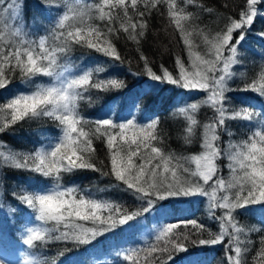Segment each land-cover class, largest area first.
<instances>
[{
	"label": "snow or ice",
	"instance_id": "snow-or-ice-1",
	"mask_svg": "<svg viewBox=\"0 0 264 264\" xmlns=\"http://www.w3.org/2000/svg\"><path fill=\"white\" fill-rule=\"evenodd\" d=\"M187 2L194 4L195 0ZM161 3L169 4V16L176 23L177 29L191 36L192 32L188 31L187 25H181V21L192 17V13H182L175 0H63V3L59 0L55 3L40 0L39 5L44 9L57 11L54 23L50 24L43 35H33L23 22L24 0H0V14H3L0 15V21H11L12 37L5 40L0 36V40L4 41L0 44V90L10 88L13 74L17 72L25 83L40 75L52 78L51 84L47 86L36 84L31 91L16 93L5 99L6 102L0 103V113L6 116L5 120L0 121V134L9 132L13 125L25 118L32 120L47 117L49 122L61 129L52 149L15 152L0 139V149H4L0 150V166L7 165L12 169L49 177L55 182L53 187L43 193H12L21 204L38 213L35 216L36 221L43 225L54 222L51 229L42 225L26 229L23 242L30 248L35 247L36 241L46 242V237L90 244L98 236L112 232L117 225H125L139 215V212L129 213L117 202L97 200L83 193L78 195L76 187L62 186V173L91 170L114 176L118 183L113 187H120L143 202L144 207L140 209L143 213L168 198L206 197L209 218L219 220L221 230L212 238L192 240L191 243L215 246L224 243L227 238V264H247L246 254L250 251L249 245L253 243L247 237V231L264 229L253 228L246 231L238 226L233 213L236 209L264 204V119H258L257 113L247 108L229 111L227 94L231 91L228 81L234 75L230 68L239 63L238 49L252 28L258 10H262L260 5L264 0H245L239 17L229 18L225 28L215 36L209 37L196 28V33L207 46L203 55L194 52V47L199 46L196 40L182 36L189 57L194 56L191 69L186 68L184 60L177 56L175 64L179 74L174 76L162 66V74L158 75L148 66L147 59L141 57L145 60V72L140 75L146 74L152 82L174 85L186 91L207 93L204 103L214 110V116L203 125V133L199 138L202 151L197 154L176 157L162 148L161 145H166L167 141L157 130L158 117L145 124L132 118L119 124L107 119L94 120L90 125L88 118L77 111V101L85 99L84 93L92 88L100 91L119 89L126 87L125 82L100 79L98 76L93 79L94 72L91 69L77 76L67 75L69 69L61 70L60 60L70 52L73 44L86 46L122 64L123 58L113 45L112 38L121 29L132 39L143 36V30L147 27L144 17L151 14L152 9ZM138 4L142 7H138ZM62 8L66 10L60 11ZM93 14L105 22L103 27L86 22L85 17L91 20ZM196 19L192 18L193 24ZM117 22L119 27L115 26ZM8 27L5 23V28ZM257 35L264 39V31ZM226 52L228 55H225ZM103 71V67L95 69V73ZM243 90L258 92L264 97V74H261L259 80L253 79L246 83ZM134 107L141 110L143 101L135 103ZM198 109L197 103L179 109L187 121L180 133L185 144H192L197 137V128L200 125L194 114ZM228 120L254 122L255 125L260 124V129L251 130L244 143H228L225 147L222 146V134L228 137L233 135L227 130ZM129 132L132 134L131 138ZM97 139L106 141L110 172H103L93 162L96 152L93 141ZM181 160L195 167H186L180 163ZM99 163L104 165V161ZM225 167L229 171L227 179L224 176ZM217 209L224 211L217 215ZM12 211L15 212L16 209ZM78 221H90L92 226L84 227ZM180 224L185 227L190 225L193 230L200 232L207 230L196 219L180 220L161 227L156 239L162 241L163 246L152 247L151 252L168 253V256H146L144 264H150V260H159L160 264H164L165 259H170L173 252L186 250L183 242L172 238L175 235L174 229ZM185 239L188 237L185 236ZM123 255L131 264H139L137 250H124ZM252 259L253 264H264V247ZM25 264L43 262L31 257L25 260Z\"/></svg>",
	"mask_w": 264,
	"mask_h": 264
},
{
	"label": "trees",
	"instance_id": "trees-1",
	"mask_svg": "<svg viewBox=\"0 0 264 264\" xmlns=\"http://www.w3.org/2000/svg\"><path fill=\"white\" fill-rule=\"evenodd\" d=\"M40 0H24L22 20L28 26L33 35L44 34L45 30L54 23L57 11H49L39 5ZM55 3L56 0H50ZM63 3V0H59ZM182 13H192L181 25H187L189 36L177 29L176 23L169 16V4L161 3L152 9L151 14L144 17L147 27L143 30V36L132 39L121 29L112 38L113 45L123 58V63L114 62L102 53H96L86 46L73 44L70 52L62 56L60 60L61 70L69 69L70 76H77L86 70H93V79H117L124 81L126 87L109 88L100 91L92 88L84 93L85 99L77 101V111L88 118L90 125L94 120H111L117 124L124 123L132 118L145 124L150 120L159 119L158 131L166 138V145H161L167 152L176 157H188L202 151L199 138L203 133V125L207 124L214 116V110L204 103L207 93L198 91H186L174 85L152 82L150 78L141 73L145 72V57L148 66L158 75L162 74L163 68H167L174 76L179 74L175 60L179 56L184 60L185 66L191 69L194 56L189 57L188 50L181 39L196 40L198 47L194 52L201 55L207 50L195 29L209 37L215 36L217 32L225 28L229 18L236 19L245 6V0H195L189 4L187 0H175ZM82 7V5H74ZM138 7L142 5L138 4ZM212 9V11H207ZM257 18H254L252 28L248 31L244 41L238 49L239 63L231 66L230 71L234 73L228 85L231 91L227 94L229 111H240L247 108L257 113L258 119H264V97L258 92L244 91L246 83L253 79L259 80L264 74V39L257 33L264 31V3L260 5ZM66 9H60L64 11ZM131 12V9H129ZM3 15V14H0ZM197 18L195 24L192 18ZM134 19H140L134 17ZM88 24L100 27L103 21L93 14V19ZM5 23L9 25L5 28ZM119 27V22L115 25ZM11 21H0V36L5 40L11 39ZM139 31V29H138ZM236 33H234L235 35ZM4 43L0 40V44ZM225 55H228L226 52ZM103 67L104 71L95 73V69ZM136 73L137 75H133ZM52 78L43 75L37 76L33 81L24 82L19 73L13 74L9 89L0 90V103L6 102L16 93L28 92L36 84H51ZM143 101L141 110L136 109L135 103ZM191 103L199 104L198 111L194 114L200 127L197 128V137L192 144H185L180 133L187 121L185 116L179 112ZM6 119L4 113H0V121ZM260 124L245 122L242 120H228L227 130L232 132L228 137L222 134L224 143L242 144L251 130H259ZM86 130H88L86 128ZM94 130V129H93ZM61 129L56 128L49 122V118L28 120L25 118L12 126V130L0 134V139L15 152L27 153L36 149H52L56 144ZM131 138V132L128 133ZM106 141L97 139L93 141L96 148L93 162L102 168L103 172H110V159L105 147ZM155 143V142H153ZM4 150V149H0ZM135 161V158H133ZM104 161V165H100ZM175 163V161H173ZM181 164L194 168L181 160ZM227 161L224 162L226 164ZM106 165V166H105ZM225 178H229V171L224 168ZM62 186H74L78 189V195L83 193L91 195L97 200H111L122 204L129 212H139L132 221L117 227L107 234L98 236L90 244H78L74 241H62L47 239L46 242L36 241L35 247L24 244L26 229L36 225L53 228L54 222L43 225L36 221L38 214L33 209L20 203L12 193L18 195L24 192H46L53 187L54 181L49 177H42L28 171L9 168L7 165L0 166V262H25L26 259L36 257L43 264H131L124 259V250L135 249L139 252V264H144V258L151 256H162L167 258L168 253H152V247H162V241L156 236L161 227L176 223L180 220H197L205 225L206 231H196L191 226L185 227L180 224L174 229L172 237L186 245L185 251H175L170 259H165L164 264H227L226 249L227 238L224 243L215 246H201L191 243L192 240L201 238H212L220 232L219 220H213L208 215V201L206 197H174L160 201L145 213L140 209L144 207L143 202L137 200L129 192L120 187H113L118 182L112 175H103L101 172L91 170H76L73 173H62ZM103 189V191H101ZM12 209H16L15 212ZM224 210L217 209V215ZM107 215V213H104ZM238 221V226L245 230L260 228L264 229V204L252 205L247 209H236L233 213ZM84 227H91L90 221H78ZM58 233H51L57 235ZM185 236L188 239H185ZM247 237L253 241L249 245L250 251L246 254L247 264H253V257L264 247V231H247ZM171 251V249H170ZM150 264H160L159 260H150Z\"/></svg>",
	"mask_w": 264,
	"mask_h": 264
},
{
	"label": "rangeland",
	"instance_id": "rangeland-1",
	"mask_svg": "<svg viewBox=\"0 0 264 264\" xmlns=\"http://www.w3.org/2000/svg\"><path fill=\"white\" fill-rule=\"evenodd\" d=\"M67 75H69V73H67ZM217 75H219V73H217ZM0 264H25V262L18 261L16 263H14V262L2 261V262H0Z\"/></svg>",
	"mask_w": 264,
	"mask_h": 264
}]
</instances>
